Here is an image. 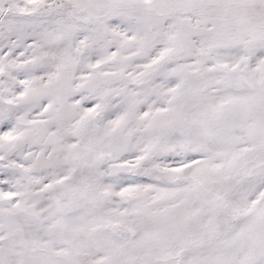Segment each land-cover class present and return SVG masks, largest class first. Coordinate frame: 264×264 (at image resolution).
I'll return each instance as SVG.
<instances>
[{
    "label": "snow or ice",
    "instance_id": "obj_1",
    "mask_svg": "<svg viewBox=\"0 0 264 264\" xmlns=\"http://www.w3.org/2000/svg\"><path fill=\"white\" fill-rule=\"evenodd\" d=\"M0 264H264V0H0Z\"/></svg>",
    "mask_w": 264,
    "mask_h": 264
}]
</instances>
